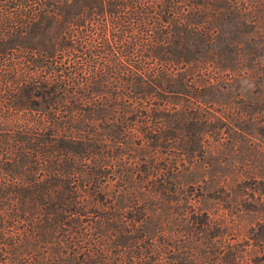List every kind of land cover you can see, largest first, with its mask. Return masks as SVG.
<instances>
[{
	"label": "trees",
	"instance_id": "trees-1",
	"mask_svg": "<svg viewBox=\"0 0 264 264\" xmlns=\"http://www.w3.org/2000/svg\"><path fill=\"white\" fill-rule=\"evenodd\" d=\"M242 38L264 0H0V264H264L236 180L195 198L155 163L184 158L168 123L206 147L177 98L229 90Z\"/></svg>",
	"mask_w": 264,
	"mask_h": 264
},
{
	"label": "rangeland",
	"instance_id": "rangeland-1",
	"mask_svg": "<svg viewBox=\"0 0 264 264\" xmlns=\"http://www.w3.org/2000/svg\"><path fill=\"white\" fill-rule=\"evenodd\" d=\"M251 42L244 38L237 40L245 57L241 64L245 72H242L244 76L232 79L229 90L208 92L201 97L184 95L177 98L179 112L182 117L185 115V119L191 113L192 105L195 106L197 100L201 102L199 112L210 120L209 124H198L204 132L206 147L192 152L191 133L188 130L183 132L181 124L168 123L167 128L180 135L172 138V143L175 151L184 158L173 161V157L167 156L158 157L155 161L158 166L164 167L165 173L173 169L178 180L205 177L207 181L201 187L199 183L186 182L188 189L193 188L195 198L196 193L203 191L204 196L210 199L209 190L214 185L211 175L236 180L232 188L244 194L243 205L248 213L244 222L260 221V208L264 207L260 203V193L264 195V44L261 40L260 44L255 43L259 51L256 53L250 48ZM172 97L168 98L174 100ZM138 141L136 146L140 145ZM192 154H195L194 157H191ZM146 159V153L137 154L136 161L141 164ZM138 171L140 168L135 173ZM205 173L207 176H203Z\"/></svg>",
	"mask_w": 264,
	"mask_h": 264
}]
</instances>
